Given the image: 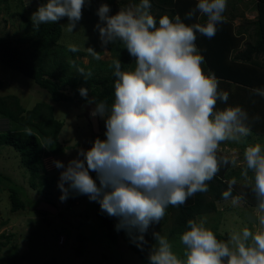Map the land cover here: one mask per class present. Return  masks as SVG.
<instances>
[{
	"label": "clouds",
	"instance_id": "9594fccd",
	"mask_svg": "<svg viewBox=\"0 0 264 264\" xmlns=\"http://www.w3.org/2000/svg\"><path fill=\"white\" fill-rule=\"evenodd\" d=\"M91 4L92 0H46L31 14L33 29L67 18L60 26L73 33ZM227 6L228 0H196L183 19L167 13L157 19L151 0H127L115 14H110L108 3H100L95 12L101 48L121 44L134 66L119 58L111 61V105L106 99H89L88 88L78 89L94 105L90 117L104 121L105 138L97 136L67 164L53 161L62 169L60 201L87 196L101 212L117 219L116 231L123 230L141 251L149 243V229L160 224L169 206L178 208L197 193H207L222 167L240 168L242 186L255 201V226L234 229L224 239L207 226L206 216L188 219L179 234L180 254L167 235L152 231L148 264H264V143L248 139L260 117L250 118L242 106L228 104L229 92L219 88L215 72H205V58L196 44L197 34L208 39L216 35ZM201 18L204 23L185 22ZM69 51L79 48L70 45ZM87 51L102 59L94 48ZM78 71L87 83L92 72ZM250 91L264 98V88ZM218 102L225 106L218 108ZM26 132L31 134L30 129ZM226 144L244 145L242 159L239 152L222 154ZM237 183L231 177L221 193L233 206L247 197L246 192L233 195Z\"/></svg>",
	"mask_w": 264,
	"mask_h": 264
},
{
	"label": "trees",
	"instance_id": "16d2710c",
	"mask_svg": "<svg viewBox=\"0 0 264 264\" xmlns=\"http://www.w3.org/2000/svg\"><path fill=\"white\" fill-rule=\"evenodd\" d=\"M233 1L242 2L243 0ZM250 1H253L256 12L254 20L250 21L254 27V40L252 43H248L244 50L238 51L244 34L242 30L234 32L231 22L233 17H228L226 14H224L226 20L223 24L218 25L216 35L212 39H208L197 34L196 44L202 50V55L205 58L203 65L205 72L209 69L215 72L219 79V88L229 92L228 104L242 106L248 111L250 118L259 115L260 120L252 125V132L256 139L259 138L264 143V98L254 96L250 91L253 88H264V0ZM96 2L108 3L111 7L110 14H115L127 0H92L88 12L98 19L95 14ZM151 2L152 13L157 19L165 13L169 16L179 14L183 19L185 13L195 6L196 0H151ZM1 4L6 9H10L11 0H0ZM34 8L37 7L30 9L36 10ZM30 9L26 8L23 0H17L11 16L20 17L24 23L20 41H25L26 47L25 50H20L0 36V63L9 70L16 71L32 80L40 90L48 94L49 100L53 103L68 104L74 98L81 97L78 89L80 82H84L85 88L89 89V99L95 98L97 101L106 99L111 105L114 100V77L109 65L113 59L119 58L124 65L132 63L134 66L133 58L129 56L127 50L123 49L121 44L109 45L107 49L111 52L113 59L109 62L91 61L96 64L85 68V72L89 70L92 72L91 78L86 83L83 77L75 75L71 68L74 67L78 70L81 66V63L76 61V57H92L94 59L93 56L80 49L77 52H71L69 47L61 43L62 27L60 22L41 25L39 31H35L31 20L25 17L26 11L29 12ZM185 22L189 24L204 23V19ZM98 52L101 55V51ZM259 56H263V62L258 60ZM66 86L74 89V92L71 94L66 90ZM253 101L255 102L253 103ZM224 106L219 102L217 104L218 108ZM0 116L6 118L13 129L20 130L0 132V147L11 148L18 153L19 164L29 178L31 190L37 189L42 192V188H49L53 180L49 177V171L46 169L43 158L58 157L63 154L64 147L59 141V135L64 126L63 121L55 117L51 104L43 101L36 102L30 109H26L16 95L0 97ZM26 129L31 130L30 135ZM49 139L52 141L51 143H49ZM233 176L237 180L240 179L239 173L231 170L230 166L222 167L216 178L210 182L207 193H197L194 197L189 198L185 205L178 208L169 206L162 221L163 227H158V231L178 239L188 219L217 212V203L224 201L221 193L227 188L226 181ZM93 178H95V173ZM0 183L8 191L10 211L25 210L30 199L27 190L21 185L20 189L15 187L12 178L1 173ZM238 190L241 191L240 193L246 192L245 201L254 206L255 201L250 191L246 188L237 189L235 186L233 195L239 194ZM77 198V196H71L69 205H72ZM48 199L46 198L44 202L54 205ZM93 203L95 218L94 225L89 232L92 233L93 229L94 232L99 230L103 240V243H99V245L104 249L111 244L116 245L119 236H124L122 231L117 232L115 229L117 219L101 212L99 204ZM38 212L42 215L45 214L41 211ZM88 219L90 216L85 215L84 220ZM82 225V223L73 221L69 225L74 229L80 227V231L75 235V241L78 244L74 250L78 254L82 253L83 245L89 241V232L85 234L81 229ZM214 231L216 232V230ZM216 234L218 238L224 239L218 232ZM2 238L8 240L5 235H0V239ZM138 254L148 261L147 255L139 252Z\"/></svg>",
	"mask_w": 264,
	"mask_h": 264
},
{
	"label": "rangeland",
	"instance_id": "374dc122",
	"mask_svg": "<svg viewBox=\"0 0 264 264\" xmlns=\"http://www.w3.org/2000/svg\"><path fill=\"white\" fill-rule=\"evenodd\" d=\"M23 1L27 9L38 7L37 2L40 4L46 2V0ZM16 3L17 0H11L10 9H6L2 4L0 5V36L10 41L13 46H17L20 50H25L26 42L20 41L22 40L24 23L20 17L11 16ZM100 3L102 2H96L95 6L98 8ZM88 8L87 6L84 8L83 17L73 33H68L62 29L61 43L67 47L74 45L86 53H88L87 48L92 47L97 52L101 51L102 59L99 61L109 62L113 59V56L108 49L101 48L98 31L94 27L98 19L88 12ZM28 11H26L25 17L31 20V14L35 10L30 9ZM225 14L228 17H233L231 22L234 32L242 30L244 34L238 49V51H242L248 43H252L254 40V27L250 24V21H253L256 17L254 3L250 0H243L242 2L228 0ZM67 22V18L60 21L61 25L67 24ZM258 60L263 62V56H259ZM76 61L81 63L79 69L83 68L84 70L86 67H92L93 64H96L91 63V61H96L92 57H76ZM71 71L80 76L76 68H71ZM85 86L84 82H80L79 88ZM66 90L71 94L74 92V89L68 86H66ZM6 95H16L26 109H30L36 102L43 101L51 104L55 117L64 123L59 135V141L64 147V152L58 157L43 158L53 183L49 188L41 187L42 192H39L37 189H30L29 178L19 164L18 153L11 148L0 147V173L12 178L15 187L20 189V185L23 186L30 195L25 210L11 212L8 191L0 183V235H5L8 238V240L5 238L0 239V264H148V261L143 259L138 252L148 256V249L154 243L151 233L152 231H158V227H163V220L159 225H154L149 229L145 237L149 243L143 251L130 242L129 237L123 230L121 231L124 236H119L117 244H111L104 249L99 245V243H103L99 230L94 232L93 229L92 233L89 232L94 225V203L90 202L87 196H77L78 198L72 205H69L71 196L64 202L59 199L61 192L57 184L62 169H57L53 161L59 160L67 164L70 159L76 157L78 149H89L91 142L97 136L101 139L105 138L104 121L99 117L95 118L98 123L97 133L92 130L91 119L93 118L90 117L89 113L94 105L88 104L82 97L74 98L68 104L53 103L49 100L48 94L40 90L32 80L16 71L9 70L0 63V97ZM2 131L16 132L20 130L13 129L8 120L0 116V132ZM248 139L255 141L256 137L252 136ZM243 148L244 145L242 144H226L222 146V152L230 157L239 152L242 159ZM230 169L240 173L239 167H230ZM93 174L91 173L92 176ZM242 184L243 182L239 179L236 185L237 189L242 190L244 188ZM46 198H49L48 200H51L57 207L58 212L56 214L45 212L42 215L37 211L38 204L44 202ZM252 207L247 201L238 206H233L231 199H229L217 203V212L203 216L207 217V226L216 230L225 238L226 234L234 229L243 226L250 228L255 226V218L251 214ZM85 215H89L90 219L84 220ZM72 221L82 223L81 229L85 234L89 232V241L83 245L84 248L80 254L74 250L78 244L75 241V235L80 231V227L74 229L69 226ZM160 233L166 235L164 232ZM61 236L65 239L64 245H60L58 242ZM168 237L174 243V251L178 254L182 253L183 246L179 243V238Z\"/></svg>",
	"mask_w": 264,
	"mask_h": 264
},
{
	"label": "water",
	"instance_id": "95a60500",
	"mask_svg": "<svg viewBox=\"0 0 264 264\" xmlns=\"http://www.w3.org/2000/svg\"><path fill=\"white\" fill-rule=\"evenodd\" d=\"M97 126H98V123H97V120L96 119H92L91 120V127H92V130L94 133H97ZM37 210L38 211H41V212H46V213H50V214H56L58 211H57V208L50 204V203H47V202H41L38 207H37Z\"/></svg>",
	"mask_w": 264,
	"mask_h": 264
},
{
	"label": "built area",
	"instance_id": "2783aa9c",
	"mask_svg": "<svg viewBox=\"0 0 264 264\" xmlns=\"http://www.w3.org/2000/svg\"><path fill=\"white\" fill-rule=\"evenodd\" d=\"M58 242H59L60 245L63 244V242H64L63 237H60Z\"/></svg>",
	"mask_w": 264,
	"mask_h": 264
},
{
	"label": "crops",
	"instance_id": "0c3cea01",
	"mask_svg": "<svg viewBox=\"0 0 264 264\" xmlns=\"http://www.w3.org/2000/svg\"><path fill=\"white\" fill-rule=\"evenodd\" d=\"M222 154H224V152H222ZM224 155H227V154H224Z\"/></svg>",
	"mask_w": 264,
	"mask_h": 264
}]
</instances>
